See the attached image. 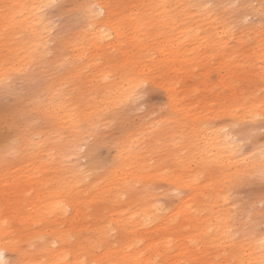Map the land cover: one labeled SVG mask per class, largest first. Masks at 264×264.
Segmentation results:
<instances>
[{
  "label": "rangeland",
  "instance_id": "374dc122",
  "mask_svg": "<svg viewBox=\"0 0 264 264\" xmlns=\"http://www.w3.org/2000/svg\"><path fill=\"white\" fill-rule=\"evenodd\" d=\"M26 1L19 0L21 11L11 16L8 0H0V246L5 263L25 255L45 263L40 248L53 232L64 231L63 252L72 254L75 264L98 259L103 264H255L250 243L264 240V168L255 159V152L264 148V0H176L170 8L177 28L170 46L163 43L161 19L151 13L152 23H141L136 0H107L120 15L112 26L120 39L133 36L135 45L138 38L146 39L144 49L136 53L132 47L129 61L137 63L124 68L147 65L145 81L131 100L99 116L90 134L75 139L76 149L64 146V139L56 145L50 137L42 145L46 152L15 149L17 153L7 154L4 147L18 143L22 134L27 141L43 138L47 122L34 108L41 106L49 87L57 83L63 94L78 100L80 82L92 80L100 67L94 47L83 46L81 38L89 28L84 9L96 0H51L38 19L33 9L26 17ZM32 2L35 6L38 0ZM12 23L20 26L12 28ZM34 26L45 39L37 60H32L36 50L26 54L29 50L17 49ZM121 49L105 48V55L121 62L127 53ZM87 62L92 63L83 67ZM253 102L258 105L254 109ZM13 114L20 121L15 123ZM127 138L148 146L143 163L157 178L136 183L128 192L132 200L126 193L118 207L134 209L141 203L159 208L152 223L138 227L137 238L131 239L102 229L110 210L107 202L79 201L89 199L90 184H105L117 146ZM70 165L88 178L77 189L53 197L56 186L48 171L67 177ZM172 176L184 181L183 189L170 187ZM142 188L149 193L139 199ZM53 198L69 203L63 220L49 212ZM216 222L222 232L214 237L208 226Z\"/></svg>",
  "mask_w": 264,
  "mask_h": 264
},
{
  "label": "bare ground",
  "instance_id": "6f19581e",
  "mask_svg": "<svg viewBox=\"0 0 264 264\" xmlns=\"http://www.w3.org/2000/svg\"><path fill=\"white\" fill-rule=\"evenodd\" d=\"M18 1L19 0H8L11 16L21 11ZM50 1L51 0H38L37 5L34 6L32 0H27L26 4L24 5V14L26 15V17H28L29 10L33 9L34 10L33 18L38 19L39 14L43 13L41 12L42 10L40 11V9L46 7V5ZM152 1L157 3L154 4L151 2V0H136V2L138 3L136 5L137 8L135 9L137 10L136 13H138V17L141 20V23L144 24L150 25L154 20L149 16V14L151 13H153L156 16V18L161 19L163 23V34H161V37L163 38V43L167 46H170L172 42L170 40V34L171 32L177 30V28L174 27V25L176 24V21L174 19V14L170 10V8L173 10V6L175 5L176 0H152ZM92 5H99L100 7L93 9L91 8ZM241 6H242L241 8L244 9V4H241ZM252 12L255 11L253 10ZM84 16L88 21L87 24H89V28L84 30L81 34V38H83L82 40L84 41L83 46L94 47L93 48L94 50L92 52L97 55L99 60L98 65L95 63L94 66L97 65L100 67L96 70L94 75H92V80L80 82L79 85L82 87L83 91L80 93V99L78 100H76L77 95L63 94L61 89L57 87V83L49 87L45 97L42 100L41 106L37 105L34 108L35 111H39L38 114L45 120L44 122H47V127L44 130L45 132L41 134L43 138L41 139L37 137L38 140L35 142L32 140L33 138L27 141L25 135L22 134L21 138L20 139L18 138L19 140L18 143L16 142L14 144H11L10 146L7 145L4 147L5 148L4 150L5 151L7 150L6 152L7 154L8 151L14 153V151H16L15 149L17 150L20 149L23 151V153L24 152L30 153V151H34L38 153L39 150H41L42 152H46L42 150L45 147V146L42 147V145L45 144L47 141H50L51 138L54 140L53 143H56V145L58 140L64 139L62 140L65 143V144L63 143L64 146L69 145L70 146L69 148L71 147L73 148V145L75 146L76 144L74 143L76 141L75 139H78L83 133L87 134L88 131L90 134V131L96 128L95 120L99 116H102L105 113V111H108L109 109H112L113 111L114 109L123 106L125 103L131 100L133 98V94L135 93L141 82L145 81V79H143L142 72L145 70V67L147 65H142V66L133 65L135 67L134 69H124V68L129 66L131 63H137L136 61L134 62L129 61L131 56L134 55L132 53L134 51L132 47L136 46V53H137L138 48L142 50L146 47V39L139 40L138 38L139 44L136 45L134 43V40L131 39L133 36L126 37L127 41L126 40L122 41L118 36V34L116 33V31L112 28L114 18L120 15L115 11V7H112L110 6L109 3H107V0H96L95 2H93V4L91 3L88 4V6L84 9ZM233 21L234 23L237 22L235 19ZM19 26L20 24L18 23L11 24L12 28H16ZM154 31L155 33L159 32L157 28ZM112 34L113 36L110 38ZM44 42H45L44 33L42 31L41 32L38 31V29L34 26L30 30V33L27 31V34L23 36L21 40V45L17 46V49L22 51L23 53L29 50L28 53L26 54L32 53L33 51L36 50L32 57V60H37L40 57L39 55L41 53V49ZM105 48H117L118 51L122 50L121 48H125L127 53L124 55L125 57L122 58V61L118 62L115 61L112 56H110L112 54L105 55V50H104ZM107 51H109V49H107ZM125 60H126V64L121 65V63L124 62ZM57 62L59 63V60ZM91 63L92 62L83 63L82 66L83 67L90 66ZM93 81H98V83L96 86L90 87ZM250 106H252V109H254L258 105L257 103L253 102L252 105ZM18 115L16 113V117H19ZM16 117L14 118L15 119L14 122L17 119ZM7 123H11V122L8 121ZM27 128L28 127H26V129ZM32 134H34V132ZM47 137L49 138V140ZM186 145H190L189 141L186 142ZM147 147L148 146H146L143 142H139V140L130 141L129 138L123 140L117 146V151L113 162L114 165L111 167L108 174H106L107 180L105 181V184L102 187H99L96 182L90 184V193L88 194L89 199L87 200L86 197L84 200L82 199L79 200L80 202L88 201L89 203L99 200L104 203L106 202L108 203L110 210L107 214V217H105V221L102 224V229L106 233L114 231V233L118 235L120 234L121 236L127 239L137 238L135 235L137 232V228L145 227L149 223H152L153 213L155 212V210L159 209L156 206H154L153 208L152 207L144 208L143 204L141 203H137L134 209L132 208L130 209L129 207L127 210L126 208L124 209L123 206L118 207V204L122 202L121 200L122 197L126 195V193L128 192H132L133 188L131 187L136 185V183L140 182V183H144V185L148 183L150 184L152 180L157 178L156 172L149 170L148 167L145 166V163H143L144 160L143 156L144 154H146L145 152H147ZM76 148L77 146H75V149ZM127 149H132L131 153L134 155L132 156L128 155ZM71 151H70V155H71ZM1 152L0 154H2ZM34 152H32L33 155ZM257 153H259V155ZM72 154L74 155V153ZM255 155H256L255 159H256V163H258V167L264 168V148H262V150L260 149L257 152H255ZM65 156L61 157V159L62 160L66 159ZM48 157H50V155ZM48 161H49L48 165L50 166L51 159ZM67 162L71 164L73 163V161H71L70 158L69 159L67 158ZM209 163L210 164L212 163L214 165L215 161L210 160ZM68 168L70 170L69 171L70 175H68L67 177L64 176V174H61L59 170L57 172H53L54 170L51 167V169L53 170L52 173L51 170L49 169L50 171H48L47 175L52 174L54 176V179L51 181H54L53 185L56 186V189L53 192V197H57V196L61 197L62 195H65L67 193L66 191L70 190V188H76V186H79L78 184L81 180H85V177L86 179L88 178V176L85 175L86 173H84V176H82L79 173V171L78 172L75 171L76 169L73 167V165H70ZM160 169L161 167L159 168V170ZM41 172L43 173V171ZM167 182L170 184V187L174 186L172 187L174 189H181V188L183 189L184 187V181L179 180V178H176L175 176L168 177ZM142 189H144V191H141L136 194L137 198L139 199L144 198V192L147 194L149 193L146 192L145 188ZM131 195H133V193ZM131 195L128 198L131 199ZM58 199L59 198H53L52 201L53 205L50 206L48 209L50 210L49 211L50 213L53 212L57 216V218L63 220V218L65 217L64 216L65 208L66 206L69 207V203L67 202L65 203V201L63 200L58 201ZM179 206L180 205H178L177 207ZM215 218L219 220L220 215H217ZM217 224L218 223L216 222L215 225L209 224L208 226L209 229L210 228L212 229L214 237H217L222 232V230L218 231ZM97 234H99L100 236L99 231H97ZM65 240H66V236L64 231H58L52 233V236L50 237V239H48L49 243L43 245L40 248V252L43 254L45 258H47L46 262L42 264H75V262L72 263V261L70 260V258H74L72 257V254L68 255L63 252L64 249L63 246L65 244ZM250 244L252 245L251 250L254 255L255 264H264L263 245L259 244L257 240L252 241ZM53 245H56L55 250L53 253H50V248ZM4 251L5 248L0 246V264H6L5 256L3 254ZM92 262H94L93 264H103L101 259L93 260ZM14 264H41V262L36 261L32 255L31 256L25 255L22 258H20V260H17V262H15Z\"/></svg>",
  "mask_w": 264,
  "mask_h": 264
},
{
  "label": "snow or ice",
  "instance_id": "6c2138e0",
  "mask_svg": "<svg viewBox=\"0 0 264 264\" xmlns=\"http://www.w3.org/2000/svg\"><path fill=\"white\" fill-rule=\"evenodd\" d=\"M99 5H92L91 8L95 9V8H99ZM205 8L211 9L213 7V5L211 4H206L204 5ZM231 7H238L237 5H231ZM262 12H264V7H262ZM261 180H264V173L261 174ZM261 244L264 245V240L261 241Z\"/></svg>",
  "mask_w": 264,
  "mask_h": 264
}]
</instances>
